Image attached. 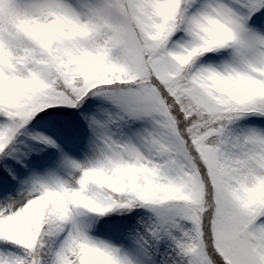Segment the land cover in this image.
Listing matches in <instances>:
<instances>
[{"label":"snow or ice","instance_id":"obj_1","mask_svg":"<svg viewBox=\"0 0 264 264\" xmlns=\"http://www.w3.org/2000/svg\"><path fill=\"white\" fill-rule=\"evenodd\" d=\"M0 264H264V0H0Z\"/></svg>","mask_w":264,"mask_h":264}]
</instances>
